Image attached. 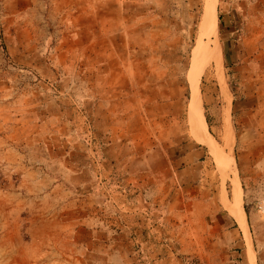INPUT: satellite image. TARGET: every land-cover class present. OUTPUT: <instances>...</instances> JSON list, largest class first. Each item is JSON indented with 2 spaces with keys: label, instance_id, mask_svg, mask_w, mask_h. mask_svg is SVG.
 Instances as JSON below:
<instances>
[{
  "label": "rangeland",
  "instance_id": "rangeland-1",
  "mask_svg": "<svg viewBox=\"0 0 264 264\" xmlns=\"http://www.w3.org/2000/svg\"><path fill=\"white\" fill-rule=\"evenodd\" d=\"M41 1L0 2V264H264V65L226 0L207 25L208 0H123L86 50Z\"/></svg>",
  "mask_w": 264,
  "mask_h": 264
},
{
  "label": "crops",
  "instance_id": "crops-1",
  "mask_svg": "<svg viewBox=\"0 0 264 264\" xmlns=\"http://www.w3.org/2000/svg\"><path fill=\"white\" fill-rule=\"evenodd\" d=\"M50 6L49 15L52 18H58L64 21L65 25L59 31L66 32L67 36L57 37L58 48L62 47V42L69 41V47L75 48L81 46L82 49H92L97 45L92 41L99 37L100 42H105L107 48L112 47L111 38L113 35L121 32V28L117 25V18L122 15L120 5L123 0H47ZM132 1V0H125ZM1 9L5 10V15L15 16L29 11L35 2H44L41 0H0ZM224 8L230 23L226 26L230 27L235 20H240L241 36L239 43L242 44L245 53L247 50H254V57H258L259 64L264 65V0H226ZM93 18V19H92ZM101 18V19H96ZM104 18L105 20H102ZM116 18V24L114 23ZM241 18V19H240ZM68 22V24H66ZM39 23V22H38ZM235 27V22H233ZM230 29L228 28L227 33ZM81 37V41H80ZM113 39V38H112ZM46 40L38 37V49L46 47ZM237 45L233 44L235 49ZM100 48L104 46L100 45ZM107 56V54H106ZM109 56V55H108ZM229 65H234V50L229 54ZM233 67V66H232ZM113 77L108 73L106 77L99 74V78L107 80ZM109 95V94H108ZM107 103V107L110 105ZM105 108L104 99L100 98L95 103V112L99 115ZM214 211V210H212ZM214 211L216 221L214 222V230L217 234H223L233 239L236 234L239 235L234 222L226 214H220Z\"/></svg>",
  "mask_w": 264,
  "mask_h": 264
},
{
  "label": "bare ground",
  "instance_id": "bare-ground-1",
  "mask_svg": "<svg viewBox=\"0 0 264 264\" xmlns=\"http://www.w3.org/2000/svg\"><path fill=\"white\" fill-rule=\"evenodd\" d=\"M215 2L213 1V0H208V4H207V7H206V12H205V22L203 23V24H205L206 23V25H207V23L209 22V18H210V15L212 14V12H213V4H214ZM215 6V5H214ZM212 24H213V22H212ZM212 29H213V27H212ZM209 33H211L210 32V29H209ZM200 47L202 48V46H201V41L199 40V42H198V44H197V47L194 49V52H196V51H199L200 50ZM206 52V51H205ZM216 68H217V70H218V73H219V78H220V76H221V71H220V67H221V64L219 65V61H218V59H216ZM225 93H226V91H225ZM202 124H203V128L205 129V123L202 121ZM195 134V133H194ZM197 135H199V136H197V137H199V139L200 140H202L203 141V143H211V145L210 146H213L214 144L212 143V142H210V140H208V135H207V133H206V130H205V133L203 132V133H201V134H197ZM206 140H208V141H206ZM238 207V206H237ZM237 210V209H236ZM236 210L235 209H233L232 210V214H233V216L235 217V220L241 225V226H243V220H242V217L240 216V214L238 213V212H236ZM238 211V210H237ZM240 212V211H239ZM244 226H245V224H244Z\"/></svg>",
  "mask_w": 264,
  "mask_h": 264
}]
</instances>
